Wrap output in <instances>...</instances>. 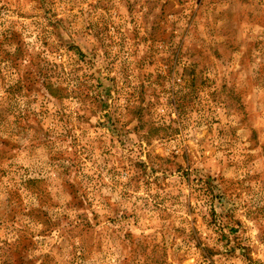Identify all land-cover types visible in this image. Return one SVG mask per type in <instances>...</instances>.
Returning <instances> with one entry per match:
<instances>
[{"label":"rangeland","instance_id":"1","mask_svg":"<svg viewBox=\"0 0 264 264\" xmlns=\"http://www.w3.org/2000/svg\"><path fill=\"white\" fill-rule=\"evenodd\" d=\"M0 264H264V0H0Z\"/></svg>","mask_w":264,"mask_h":264},{"label":"trees","instance_id":"2","mask_svg":"<svg viewBox=\"0 0 264 264\" xmlns=\"http://www.w3.org/2000/svg\"><path fill=\"white\" fill-rule=\"evenodd\" d=\"M45 90L49 93V95L51 96H56L54 92H59V90L57 89H52L51 86L49 85V83H45L44 85Z\"/></svg>","mask_w":264,"mask_h":264}]
</instances>
